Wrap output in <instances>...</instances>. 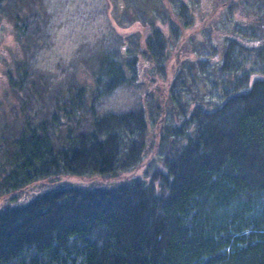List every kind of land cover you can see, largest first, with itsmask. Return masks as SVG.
Returning <instances> with one entry per match:
<instances>
[{
	"label": "trees",
	"instance_id": "trees-1",
	"mask_svg": "<svg viewBox=\"0 0 264 264\" xmlns=\"http://www.w3.org/2000/svg\"><path fill=\"white\" fill-rule=\"evenodd\" d=\"M16 1L0 0V16L11 13L15 36L33 58L29 47L42 19L36 8L23 16L26 0ZM125 1L134 8L126 21L148 30L146 50L139 33L109 34L112 44L89 47L90 88L43 78L31 58L9 70V89L19 100L11 107L14 122L0 127V196L58 183L30 190L25 201L17 194L4 200L0 264H264V0H214L212 13L222 9L221 21L238 14L243 25L222 50L211 41L218 22L206 21L210 0ZM166 5L171 19L163 15ZM198 21V33L181 48L198 45L205 30L212 57L181 61L163 118L155 117L159 107L150 116L143 103L100 112L108 97L137 83L142 57L165 75L170 46ZM257 38L259 44H249ZM206 78L220 91L212 108L203 95L196 98ZM139 167L142 175L132 174ZM67 176L115 181L81 187Z\"/></svg>",
	"mask_w": 264,
	"mask_h": 264
},
{
	"label": "rangeland",
	"instance_id": "rangeland-1",
	"mask_svg": "<svg viewBox=\"0 0 264 264\" xmlns=\"http://www.w3.org/2000/svg\"><path fill=\"white\" fill-rule=\"evenodd\" d=\"M19 2L20 0H18L17 5H19ZM209 2L211 4L210 11L212 13V8L215 7L216 2L214 0H210ZM23 6L24 8L21 7L20 10L22 15L24 11L28 13L32 8H36L39 11L42 19L40 24L42 30L37 39L33 38V40H31V42H36L32 43L29 47L30 52H33V58H31V56H29V51L26 52L21 41L15 36L18 30L14 17L10 12H4V15L0 16V101L6 102L4 104V112L10 110L5 117V113L2 112L0 106V127L2 124H5V120L9 119L13 121L14 114L11 112V107L13 106L12 103L18 102L19 97L16 95V92L9 89V70L16 73L17 66L23 60L31 58V63L41 74L43 73V78H45L47 74H51L55 77V82H61V80L64 81V79H66L65 82H63L66 83V86H68L67 81L69 82V79H73L76 85H84L90 88L93 84V79L90 74L92 62L89 60V53L92 52L89 47L95 48L99 46L98 43H102L104 39L105 42H107V40L109 41L107 45L112 44L113 38L110 35L113 34H121L126 38L132 33H139L142 36V39L139 40V44L143 47V50H146L145 38L143 37L147 35L148 30L138 22L130 23L126 21V14H129L131 12L130 10H134V8L130 5V10L127 9L125 0H26ZM216 8L215 13H209V17H207L206 21L207 24L211 23L213 20L218 22V24H216L218 29L213 31L214 33L212 34L213 38H211V41L216 44L218 49L222 50L228 42L226 39L232 37L237 38L235 33L238 32L237 30L239 28L242 30L241 26L243 25L240 21V15L238 14L230 15V18L233 19L231 23L221 21L222 18L224 19L221 15L222 9L217 5ZM7 9L6 6L5 10ZM163 12H165L163 15L166 14L168 18H172L173 11L171 7L166 5V7H163ZM198 14L201 13L198 12ZM202 15L203 13L199 15V17ZM203 17H205V15ZM234 19L239 21L237 28V25L234 24ZM200 24L201 22L198 21L197 27L194 29L184 30L177 47L170 46V48L173 49L169 50L170 59L165 63V75L154 73L151 68V65H153L152 62H148L147 59L142 57L143 60L139 68L137 83H132L128 87L121 88L108 97L103 104L100 105V112L126 111L143 103L144 108L149 112L150 116L156 111L157 107H159L157 112L160 111L162 114L161 116L155 115V117L158 120L163 118L164 112L161 109L166 110L169 108L170 104L166 97L167 88L173 78L175 70L182 64L181 61L184 59L197 60L198 54H205L212 57L211 47H209L211 42L205 44L207 39V34H204L205 30L202 31V36L198 37V45H193V42L189 41V45L183 47L186 41L190 40L189 37L191 38L192 32L198 33V25ZM167 27H169V24H167ZM262 30H264V28H262ZM166 32H169V36L172 35L170 28H167ZM186 35L187 37H185ZM141 36L139 37L141 38ZM259 40L261 39L257 38V40H253L251 43L249 42V44H259ZM240 42L247 43L243 39H240ZM33 44H35V46H33ZM181 44H183L182 48ZM215 58L220 60L222 58L221 53L215 55ZM213 76L214 78L220 79L216 77L215 74H213ZM41 81L45 82L44 80ZM198 82L199 87L197 88L198 94L196 98H200L201 95H203L208 108L214 107V105L217 104L216 102L221 101L219 88L216 89L211 80L206 78ZM158 87L159 89H157ZM8 116L9 118H7ZM167 116H169V114H167ZM12 121L11 124L14 122ZM153 133V137H156L155 140H158V130L155 129ZM151 137L152 135L150 138ZM145 161H147V158H145ZM143 171L144 168L139 167L132 174L141 176ZM125 173L127 172L123 174ZM65 179L66 182H69L73 186L88 184L89 186H104L112 184V182L115 181V179L111 180L103 176H94L91 178L67 176ZM56 183H58L57 180L48 182L42 181L31 184L21 192L9 193L10 191H8L0 196V206L3 204L4 200L8 202L11 201L12 195L17 194L18 197H16V199L25 201L31 194L29 192L30 190L33 195L43 190L44 187L48 188Z\"/></svg>",
	"mask_w": 264,
	"mask_h": 264
}]
</instances>
